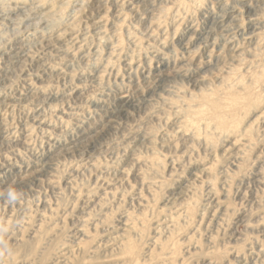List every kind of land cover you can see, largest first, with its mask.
<instances>
[{
    "label": "rangeland",
    "instance_id": "obj_1",
    "mask_svg": "<svg viewBox=\"0 0 264 264\" xmlns=\"http://www.w3.org/2000/svg\"><path fill=\"white\" fill-rule=\"evenodd\" d=\"M0 264H264V0H0Z\"/></svg>",
    "mask_w": 264,
    "mask_h": 264
},
{
    "label": "clouds",
    "instance_id": "obj_2",
    "mask_svg": "<svg viewBox=\"0 0 264 264\" xmlns=\"http://www.w3.org/2000/svg\"><path fill=\"white\" fill-rule=\"evenodd\" d=\"M9 198L11 200H14L16 198V194L13 191H11V190L9 191Z\"/></svg>",
    "mask_w": 264,
    "mask_h": 264
},
{
    "label": "bare ground",
    "instance_id": "obj_3",
    "mask_svg": "<svg viewBox=\"0 0 264 264\" xmlns=\"http://www.w3.org/2000/svg\"><path fill=\"white\" fill-rule=\"evenodd\" d=\"M214 15H215V14H214ZM215 19H216V18H215ZM203 38H204V37H203ZM26 47H27V46H26ZM27 48H28V47H27ZM25 50H26V49H25ZM12 51H13V50H12ZM12 56H13V55H12ZM13 65H14V64H13ZM2 75H3V74H2ZM157 76H159V75H157ZM123 98H124V97H123ZM131 103H132V102H131ZM121 105H122V104H121ZM131 105H132V104H131ZM128 106H129V105H128ZM120 109H121V108H120ZM120 109H119V110H120ZM120 112H121V111H120ZM120 112H119V113H120ZM78 143H79V142H78ZM25 177H26V176H25ZM20 182H21V181H20ZM1 192H2V191H1Z\"/></svg>",
    "mask_w": 264,
    "mask_h": 264
}]
</instances>
